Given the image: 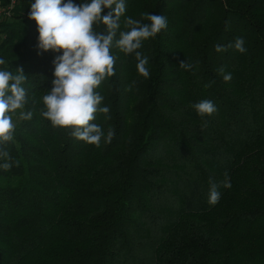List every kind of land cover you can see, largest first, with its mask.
<instances>
[{"label": "trees", "instance_id": "trees-1", "mask_svg": "<svg viewBox=\"0 0 264 264\" xmlns=\"http://www.w3.org/2000/svg\"><path fill=\"white\" fill-rule=\"evenodd\" d=\"M32 3L0 26V69L23 70L33 112L2 146L0 264H264V0H125L116 39L144 13L168 27L138 50L148 78L135 53L111 49L115 75L96 90L110 119L93 123L115 136L99 148L41 116L57 54L38 49ZM238 37L246 53L215 50ZM205 99L217 112L201 118L193 105ZM225 173L231 188L210 205L209 178Z\"/></svg>", "mask_w": 264, "mask_h": 264}, {"label": "clouds", "instance_id": "clouds-1", "mask_svg": "<svg viewBox=\"0 0 264 264\" xmlns=\"http://www.w3.org/2000/svg\"><path fill=\"white\" fill-rule=\"evenodd\" d=\"M29 19L36 22L38 28V49L40 53L53 52L56 57L54 64V79L52 89L47 91L42 101L44 108L41 116L50 121L54 128L68 129L75 139L89 145L100 147L102 139L111 143L115 130L109 128L105 136L102 127L93 123L98 113L105 114L110 109L101 106L104 97L96 90L107 77L115 75L116 57L112 54L113 47L125 54L135 53L138 73L148 78V57L143 56L139 49L142 42L156 37L168 27L165 15L144 13L141 20L127 17L124 21L125 31L120 29V19L126 12L125 0H88L76 4L73 0H34L30 5ZM110 11L105 14L104 10ZM150 23H143L142 20ZM103 24L104 31H97L95 25ZM235 48L241 54L247 52L243 38H236L234 43L226 46L217 45L216 51L225 52ZM0 59V66L5 65ZM193 64L181 61L180 68L191 71ZM16 74L7 69H0V158L11 161L10 153L2 146L14 142V134L19 121H30L32 111H25L27 92L23 87L26 76L22 69L17 68ZM218 73L227 83L232 80V74L226 73L220 67ZM212 81L211 83H214ZM135 82H133L134 86ZM211 84L206 85L210 87ZM131 90V86L128 88ZM197 114L210 117L217 112L211 100H201L193 105ZM206 126V124H205ZM19 166V161H15ZM4 170H10L12 163L0 165ZM231 188L230 177L225 173L224 180L217 183L209 178L210 205H216L220 198V187Z\"/></svg>", "mask_w": 264, "mask_h": 264}, {"label": "built area", "instance_id": "built-area-1", "mask_svg": "<svg viewBox=\"0 0 264 264\" xmlns=\"http://www.w3.org/2000/svg\"><path fill=\"white\" fill-rule=\"evenodd\" d=\"M19 0H0V26L14 13Z\"/></svg>", "mask_w": 264, "mask_h": 264}, {"label": "rangeland", "instance_id": "rangeland-1", "mask_svg": "<svg viewBox=\"0 0 264 264\" xmlns=\"http://www.w3.org/2000/svg\"><path fill=\"white\" fill-rule=\"evenodd\" d=\"M13 15H14V13L10 17H8L5 21H9V20L13 19Z\"/></svg>", "mask_w": 264, "mask_h": 264}]
</instances>
